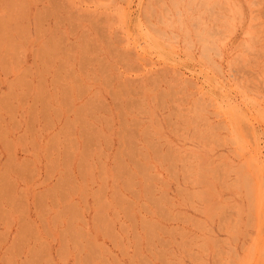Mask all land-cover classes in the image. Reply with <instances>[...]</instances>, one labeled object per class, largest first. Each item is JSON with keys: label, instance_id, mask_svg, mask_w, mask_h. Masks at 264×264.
<instances>
[{"label": "rangeland", "instance_id": "obj_1", "mask_svg": "<svg viewBox=\"0 0 264 264\" xmlns=\"http://www.w3.org/2000/svg\"><path fill=\"white\" fill-rule=\"evenodd\" d=\"M0 264H264V0H0Z\"/></svg>", "mask_w": 264, "mask_h": 264}]
</instances>
